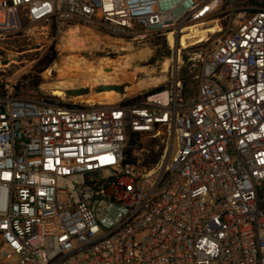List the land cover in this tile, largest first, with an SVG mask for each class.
<instances>
[{
    "label": "built area",
    "instance_id": "built-area-1",
    "mask_svg": "<svg viewBox=\"0 0 264 264\" xmlns=\"http://www.w3.org/2000/svg\"><path fill=\"white\" fill-rule=\"evenodd\" d=\"M78 22L158 38L177 68L134 103L4 88L0 264H264V0H0V42ZM196 26L219 32L191 92Z\"/></svg>",
    "mask_w": 264,
    "mask_h": 264
},
{
    "label": "rangeland",
    "instance_id": "rangeland-1",
    "mask_svg": "<svg viewBox=\"0 0 264 264\" xmlns=\"http://www.w3.org/2000/svg\"><path fill=\"white\" fill-rule=\"evenodd\" d=\"M26 26L27 28L34 27L33 25L28 24H26ZM44 28L45 25H39L35 36L11 38L9 40L0 42V84H2L4 88L7 85H16V88L21 87L23 92L29 96L39 95L45 91L53 94L52 90L56 86L61 75L63 73L65 74L71 69L70 62L72 64L77 58V60L84 59L85 61H87L88 63H92L96 67H104L103 73L105 77L101 79L102 82L100 81L99 84L95 85L93 84V81H85L83 77H81L83 79H80L77 78L76 75H74L71 80H75V86L71 89L90 86H93L94 89L102 85H122L130 83L128 82L127 78L131 80V83L136 84L142 77L146 76L143 71L157 70V73L160 76H166V81L157 85L153 84V82H144V89L134 91L131 95L125 97L126 100H129L142 96L146 92L155 89L156 86L160 87L163 85H167L168 81L171 79L173 68H177V61L172 62L169 73H163L164 65L175 59V57L177 59V52L176 54L170 52L171 54L169 56H162L154 65L150 64L151 60L156 56L154 47L155 43H164L158 38L147 35H142L139 39L134 36L127 38L113 36L110 37L107 36L106 30L104 28L97 26L96 24L78 22L66 26L64 29V34L56 40L55 45L59 53V58L53 64L54 71L52 73V76L48 77V75H46L47 79L41 77L44 80V83L39 88H34L31 84L33 77H37L39 74L38 69L35 66L50 49L48 48V30ZM78 28L80 32L78 33V37L82 40L79 42L76 48L72 49V47H69L71 44L68 41L70 40L71 34L74 33V31L78 30ZM70 29H72L73 31ZM109 38L117 39L119 40V43H110ZM217 40L218 39H213L209 42L201 43L182 54V78L184 77L187 80H191L201 72L203 62L210 55L211 51L216 47ZM83 42H85L86 45H83ZM77 47H79L80 50H78L79 48ZM147 49L150 54L149 56L144 57L143 59L138 61H128L127 63L123 62V59L125 57L134 54H142L143 52L145 53ZM70 58L71 60L69 61ZM5 62L8 63L4 65ZM120 62H123V65L125 67L124 73L125 75H127V78L118 77L119 79H117L114 76H106L112 73V71L107 72V70H112L114 67H120ZM61 64L63 70L61 69ZM108 67H111L112 69ZM66 68H68L69 70ZM61 71H63V73H61ZM71 71H73L74 73H72L75 74V72H79L80 70L74 68L71 69ZM196 84L197 82L195 81L191 82L188 86V89H191V92L193 90H196ZM62 98L65 99V97ZM115 101H117V99H115ZM115 101L109 102L104 100L103 102L115 103ZM144 236L145 234H143L141 237Z\"/></svg>",
    "mask_w": 264,
    "mask_h": 264
},
{
    "label": "bare ground",
    "instance_id": "bare-ground-1",
    "mask_svg": "<svg viewBox=\"0 0 264 264\" xmlns=\"http://www.w3.org/2000/svg\"><path fill=\"white\" fill-rule=\"evenodd\" d=\"M218 29L219 28L216 27V26H213L211 28H205V27L202 28L200 26L192 27L191 28V33L183 38L181 46H183V49H187L188 48L187 39H195L194 40L195 41V45H199L201 43H204L207 40L206 39L207 36L209 34L218 33L219 32ZM70 30H72V29H70ZM78 33H80L79 32V28H78V30L74 31V33L71 34L70 40L68 41L71 44L69 47H72V49L76 48V46L82 40V39H79ZM109 40H110L109 41L110 43H114V42H118L119 43V40H117V39L109 38ZM170 42H171V46L175 48V42H174L172 37H170ZM83 45H86V43L83 42ZM77 48H79V47H77ZM78 50H80V48ZM143 51H145V50H143ZM143 53L142 54L129 55V56H127V57H125L123 59V62L127 63L128 61H138V60H141L144 57H147V56L150 55L148 49L145 51L144 54ZM77 59L75 61L73 60L74 62L72 64L70 62V67H71V69H74V68L79 69L80 73L79 72H75V74H73L74 70L71 71V69L69 70L68 68H66V69H68L69 71L66 72L65 74L63 73V71H61V73H63V74L61 75V77H60L59 81L57 82L56 86L53 88V90H52L53 94L52 95L60 97V98L65 97L66 96V91L71 89V88H74V86H75V84H74L75 80H73V81L71 80L74 77V75H76V77L80 78V79L84 78L85 81H89V82L93 81L94 82L93 84H95V85L99 84L101 79L103 77H105V75L103 73L104 72V67H102V66L96 67L92 63H88L84 59H81V60H77ZM177 59H178V57H177ZM177 59H176V61H177ZM70 60H71V58L69 59V61ZM123 62H120V67H118V68L114 67L112 69L111 67H108V68L112 69V73H110V74H108L106 76H114L117 79H119L118 77L127 78V75H125V73H124L125 67L123 65ZM172 62L173 61L171 60L170 62H168V63H166L164 65V71H163L164 74H168L169 73ZM65 66H67V65H65ZM61 69H62V64H61ZM75 71H76V69H75ZM143 73H145L146 76L142 77L140 79V81L138 83H136V84L131 83V80L127 78L128 82L131 83V86H129L126 89L125 96L131 95L134 91L144 89V87H145L144 82H153V84L157 85V84H160V83L166 81V76H160L157 73V70H155V71H143ZM81 77H83V78H81ZM104 80H105V78H104ZM79 81H82V80H79ZM105 84H107V83H105ZM90 87L93 88V86H90ZM123 97L124 96H122L120 93H118L116 91H106V92H104L102 94H95L94 92H92V94L87 96V97H82V98H77V99H79L81 101H84V102H87V103H92V104H101V103L103 104L104 100L109 101V102H113V101H115V99H117V101H115V102H118Z\"/></svg>",
    "mask_w": 264,
    "mask_h": 264
},
{
    "label": "trees",
    "instance_id": "trees-1",
    "mask_svg": "<svg viewBox=\"0 0 264 264\" xmlns=\"http://www.w3.org/2000/svg\"><path fill=\"white\" fill-rule=\"evenodd\" d=\"M154 47H155L156 56L151 60V63H150L151 65H154L160 57L169 56L171 54L165 43L160 44L159 42H156ZM58 58H59V53L57 51L56 45L54 44L47 51V53L41 58V60H39V62L36 64L35 67L38 69L39 74L45 72L48 68L53 66V64L55 63V61H57ZM183 80L186 81L185 86L188 85L189 81H193L192 79L187 80L184 77H183ZM43 83H44V80L41 77L37 76V77H33L31 84L33 85L34 88H39ZM163 89H164L163 87L155 88L151 91L146 92L142 96L127 100L126 103L138 102V101L146 98L147 96H149L153 93H157L159 91H162ZM17 94L26 95V93L23 92L21 87H17ZM3 95H4V86L2 84H0V97Z\"/></svg>",
    "mask_w": 264,
    "mask_h": 264
},
{
    "label": "water",
    "instance_id": "water-1",
    "mask_svg": "<svg viewBox=\"0 0 264 264\" xmlns=\"http://www.w3.org/2000/svg\"><path fill=\"white\" fill-rule=\"evenodd\" d=\"M8 62H5V64H7ZM112 70H107V72H110ZM131 86V83H126V84H122V85H117V84H113V85H102V86H98L96 88H91V87H83V88H76V89H69L66 91V96L65 99L66 100H72V99H77V98H82V97H87L89 95L92 94V92H94L95 94H102L106 91H116L118 93H120L122 96L126 97V89Z\"/></svg>",
    "mask_w": 264,
    "mask_h": 264
}]
</instances>
